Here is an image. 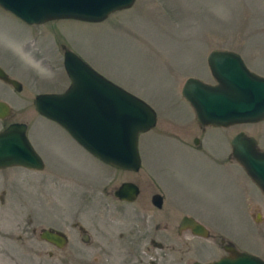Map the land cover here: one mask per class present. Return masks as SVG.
<instances>
[{
  "label": "rangeland",
  "instance_id": "obj_1",
  "mask_svg": "<svg viewBox=\"0 0 264 264\" xmlns=\"http://www.w3.org/2000/svg\"><path fill=\"white\" fill-rule=\"evenodd\" d=\"M60 42L153 109L155 126L136 141L145 172L113 171L35 110V94L69 83ZM213 48L237 52L264 75V0H133L98 21L39 23L0 7V65L21 83L14 90L0 80V100L10 106L0 129L25 122L42 160L40 169L0 167V264H191L224 253L219 237L177 233L183 215L264 259V194L229 143L241 130L264 149V118L200 125L181 95L188 76L214 82L206 63ZM127 178L144 190L132 201L111 191ZM153 190L161 208L149 202ZM47 227L67 243L41 238Z\"/></svg>",
  "mask_w": 264,
  "mask_h": 264
},
{
  "label": "water",
  "instance_id": "obj_2",
  "mask_svg": "<svg viewBox=\"0 0 264 264\" xmlns=\"http://www.w3.org/2000/svg\"><path fill=\"white\" fill-rule=\"evenodd\" d=\"M133 0H0V7L26 23H39L56 18L98 21L110 12L131 5ZM213 83L188 76L181 86V95L193 108L200 125L227 126L254 122L264 118V75L249 69L242 57L227 48H213L206 55ZM69 83L60 92L35 94L33 104L41 115L53 120L91 155L116 167L137 169L139 157L137 134L154 124V111L141 98L104 77L70 50L62 60ZM0 79L21 89V83L0 66ZM10 107L0 100V118ZM26 123L11 121L0 129V167L18 165L40 169L42 160L29 142ZM231 156L264 194V150L256 139L243 131L230 139ZM136 186L123 182L115 191L120 198L132 199ZM154 203L160 205V195ZM181 225L206 236V228L184 215ZM38 235L56 246L65 243L58 230L42 228ZM192 264H264L260 257L232 250L208 262Z\"/></svg>",
  "mask_w": 264,
  "mask_h": 264
},
{
  "label": "flooded vegetation",
  "instance_id": "obj_3",
  "mask_svg": "<svg viewBox=\"0 0 264 264\" xmlns=\"http://www.w3.org/2000/svg\"><path fill=\"white\" fill-rule=\"evenodd\" d=\"M52 20H54V19H50V20H47V21H44V22H48V21H52ZM58 46H59V48H61V50H62V57H61V64H62V60H63V53H64V51L67 49V50H70V51H72L73 53H75L78 57H80L82 60H84L86 63H87V61L85 60V59H83L78 53H76V51L75 50H73L72 48H70V47H68L67 45H65L64 43H62V42H60V43H58ZM91 68H93L89 63H87ZM1 66V65H0ZM62 66H63V64H62ZM2 67V69L8 74V71H6V69H4L5 67L4 66H1ZM4 67V68H3ZM64 69V68H63ZM94 69V68H93ZM9 75V74H8ZM10 76V75H9ZM11 77V76H10ZM1 80V79H0ZM2 81V80H1ZM4 82V81H3ZM6 83V82H5ZM11 88H13V86L10 84V83H7ZM14 89V88H13ZM14 90H16V89H14ZM155 124H156V116H155V123H154V125L152 126V127H154L155 126ZM90 154V153H89ZM93 156V155H92ZM94 158H96V159H98L100 162H102L103 164H106V165H108V166H111V168L113 169V171H117V172H123V174H127V171H131V172H135L136 170H138L139 171V169L140 170H142L143 172H145V167H144V164H142L141 163V157L139 158V165H138V168L137 169H127V168H120V167H116V166H114V165H111V164H109V163H106V162H103L102 160H100L99 158H97V157H95V156H93ZM236 173V172H235ZM137 173L135 172V174H134V176L136 175ZM128 175V174H127ZM123 182H129V183H132V184H134L135 186H136V193L134 194V196H133V198L132 199H130V200H128V199H126V198H120L117 194H115V191L117 190V188L123 183ZM146 187V186H145ZM111 191H112V194L115 196V197H117L118 199H120V200H125V201H132V200H134L137 196H138V194L139 193H141V191H144L143 189L140 191V187H138V185H137V183L136 182H134L133 180H131V179H129V178H127V179H121V180H119L118 181V184H116L115 186H113L112 187V189H111ZM155 194H159L160 195V205H156L155 203H154V201H153V199H154V195ZM149 202H150V204L152 205H155L157 208H161V206H162V195L159 193V192H157L156 190H153V193H151V195H150V198H149ZM169 215V214H168ZM189 216V215H188ZM190 217H192V216H190ZM181 218H182V216H181ZM181 218L179 219V221H178V224H177V227H176V232L177 233H179L182 229H185V230H187L191 235H198V236H202V235H199V234H196V233H194V231H192V229H191V227L190 226H188V225H181ZM192 218H194V217H192ZM196 218V217H195ZM194 218V219H195ZM196 220V219H195ZM197 221V220H196ZM199 222V221H198ZM202 224V223H201ZM203 226L206 228V231H207V235L206 236H210V237H219L218 238V241H219V245L221 246V249H223V251H224V253L222 254V255H220V256H223V255H231L232 254V250H238V251H242V250H239L237 247H236V245H235V243L233 242V240L232 239H229L228 237H226V236H223L222 235V233L221 232H217L216 230H214V229H212L211 227H208V226H206V225H204L203 224ZM47 228H49V229H52V230H58V231H62V230H60V229H57V228H53V227H47ZM212 229V230H211ZM40 232V231H39ZM63 233V232H62ZM206 236H204V237H206ZM225 237V238H227V239H223L222 237ZM64 237H65V243L62 245V246H64L66 243H67V238H66V236H65V234H64ZM48 241V240H47ZM50 242V241H49ZM52 243V242H51ZM53 245H54V243H52ZM61 246V247H62ZM253 254V253H252ZM256 255V254H255ZM220 256H218V257H220ZM258 256V255H257ZM217 257V258H218ZM259 257V256H258ZM261 258V257H260ZM216 259V258H215ZM261 259H263V258H261ZM211 260H213V259H211ZM211 260H202V261H200V262H208V261H211ZM264 260V259H263ZM194 261H196V260H193L192 262H191V264L194 262ZM197 261H199V260H197Z\"/></svg>",
  "mask_w": 264,
  "mask_h": 264
}]
</instances>
